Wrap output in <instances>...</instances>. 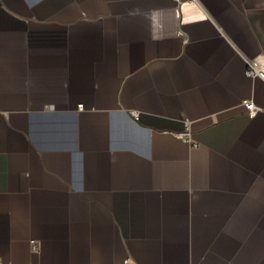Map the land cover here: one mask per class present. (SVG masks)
Returning <instances> with one entry per match:
<instances>
[{
	"label": "crops",
	"instance_id": "1",
	"mask_svg": "<svg viewBox=\"0 0 264 264\" xmlns=\"http://www.w3.org/2000/svg\"><path fill=\"white\" fill-rule=\"evenodd\" d=\"M250 60L264 0H0V264H264Z\"/></svg>",
	"mask_w": 264,
	"mask_h": 264
},
{
	"label": "built area",
	"instance_id": "2",
	"mask_svg": "<svg viewBox=\"0 0 264 264\" xmlns=\"http://www.w3.org/2000/svg\"><path fill=\"white\" fill-rule=\"evenodd\" d=\"M247 74L250 76L259 75L264 79V63H259L255 60H250L248 62ZM244 104L248 109L249 114H253L256 110L255 105L251 100H245Z\"/></svg>",
	"mask_w": 264,
	"mask_h": 264
}]
</instances>
